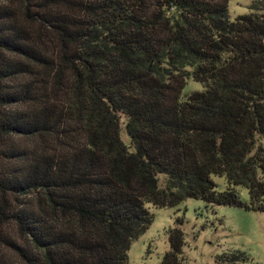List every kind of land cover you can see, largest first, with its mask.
I'll use <instances>...</instances> for the list:
<instances>
[{
    "label": "trees",
    "instance_id": "1",
    "mask_svg": "<svg viewBox=\"0 0 264 264\" xmlns=\"http://www.w3.org/2000/svg\"><path fill=\"white\" fill-rule=\"evenodd\" d=\"M250 8L0 0V224L21 238L1 264H130L149 205L264 212V0ZM170 232L160 264H183Z\"/></svg>",
    "mask_w": 264,
    "mask_h": 264
},
{
    "label": "rangeland",
    "instance_id": "2",
    "mask_svg": "<svg viewBox=\"0 0 264 264\" xmlns=\"http://www.w3.org/2000/svg\"><path fill=\"white\" fill-rule=\"evenodd\" d=\"M253 0H229L230 16L251 12ZM203 85L194 79L188 80L185 92L202 89ZM121 138L130 145V138L123 124ZM220 190L227 186L224 176H214ZM241 199L249 203L248 190L241 188ZM11 199V197L9 198ZM1 200V192H0ZM154 220L149 228L133 241L129 250L130 264H160L171 249V230L180 229L184 233L183 264H223L221 257L240 253L244 259L238 264H264V212L254 211L245 206L208 204L201 199L189 198L174 207L149 205ZM6 235L17 241L20 234L13 224H0V264L1 249ZM2 243V244H1ZM226 262L224 264H229Z\"/></svg>",
    "mask_w": 264,
    "mask_h": 264
}]
</instances>
